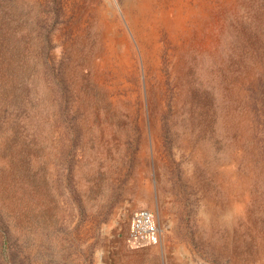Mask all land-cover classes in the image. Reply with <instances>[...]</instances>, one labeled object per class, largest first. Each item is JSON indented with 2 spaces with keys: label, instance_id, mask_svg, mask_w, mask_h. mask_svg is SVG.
<instances>
[{
  "label": "rangeland",
  "instance_id": "374dc122",
  "mask_svg": "<svg viewBox=\"0 0 264 264\" xmlns=\"http://www.w3.org/2000/svg\"><path fill=\"white\" fill-rule=\"evenodd\" d=\"M129 1L0 0V264H264V0Z\"/></svg>",
  "mask_w": 264,
  "mask_h": 264
},
{
  "label": "built area",
  "instance_id": "2783aa9c",
  "mask_svg": "<svg viewBox=\"0 0 264 264\" xmlns=\"http://www.w3.org/2000/svg\"><path fill=\"white\" fill-rule=\"evenodd\" d=\"M161 239V229L155 212L149 208L135 209L124 235L126 244L135 249L156 245Z\"/></svg>",
  "mask_w": 264,
  "mask_h": 264
},
{
  "label": "bare ground",
  "instance_id": "6f19581e",
  "mask_svg": "<svg viewBox=\"0 0 264 264\" xmlns=\"http://www.w3.org/2000/svg\"><path fill=\"white\" fill-rule=\"evenodd\" d=\"M162 3V2H161ZM159 4V3H158ZM142 5L144 6L145 4L144 3H139V5H138V7L140 8V9H142L143 7H142ZM136 6V4H135V2L132 0H130L129 2H128V6H127V8L129 9H133L134 7ZM155 6V5H154ZM129 9V10H130ZM178 9V8H177ZM141 12H142V10H141ZM144 12V11H143ZM171 13L168 11V12H166V15H164V17H162L163 19H164V21L165 22H167V23H172L174 26H176V27H180V26H182L183 25V20H182V17L179 15L178 17H175V18H172L171 17V15H170ZM130 19H131V21H133L134 23L135 22H138L139 20H141L140 18H136V19H132L131 17H130Z\"/></svg>",
  "mask_w": 264,
  "mask_h": 264
}]
</instances>
